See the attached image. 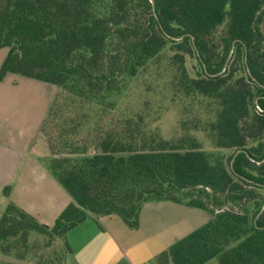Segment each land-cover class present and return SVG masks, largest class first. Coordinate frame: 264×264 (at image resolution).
Masks as SVG:
<instances>
[{"label":"trees","instance_id":"obj_1","mask_svg":"<svg viewBox=\"0 0 264 264\" xmlns=\"http://www.w3.org/2000/svg\"><path fill=\"white\" fill-rule=\"evenodd\" d=\"M263 23L264 0H0V82L13 73L60 88L40 132L53 109L75 104L70 94L97 109L124 77L152 70L173 97L205 100L210 140L230 151L208 152L191 135L166 140L141 113L81 138L48 135L47 167L70 201L52 225L8 201L0 252L35 232L47 246L62 241L64 264L67 233L87 217L115 214L136 228L145 202L172 200L213 216L156 264H264Z\"/></svg>","mask_w":264,"mask_h":264},{"label":"crops","instance_id":"obj_2","mask_svg":"<svg viewBox=\"0 0 264 264\" xmlns=\"http://www.w3.org/2000/svg\"><path fill=\"white\" fill-rule=\"evenodd\" d=\"M0 50L1 64L6 48ZM19 76L8 73L0 82V195L8 185L7 202L52 225L70 197L50 173L47 148L39 138L50 102L44 101L39 113L40 85ZM23 82L30 87L26 97L18 92ZM190 208L195 207L172 200L145 202L136 228L115 214L91 215L68 231L71 252L64 264H156L155 256L178 238L182 215Z\"/></svg>","mask_w":264,"mask_h":264},{"label":"rangeland","instance_id":"obj_3","mask_svg":"<svg viewBox=\"0 0 264 264\" xmlns=\"http://www.w3.org/2000/svg\"><path fill=\"white\" fill-rule=\"evenodd\" d=\"M149 71L124 77L118 89L109 94L102 103H99L97 109L93 106L92 110L87 111L86 105L81 107L78 104L80 98L72 94L70 96L75 100L73 106L68 108L62 105L61 109L55 113L53 109V117L48 118L43 131L39 134V138L47 148V161L53 156L48 147L49 137L53 141L58 131L68 132V137L81 138L85 137L87 127L89 128L94 124H116L119 119L134 116L137 113L144 115L146 128L156 130L166 140H177L180 137L191 135L200 141L204 150L212 153L220 151L225 155L228 154L230 151L217 150L213 146L209 131L204 126L206 121L211 120V115L205 111L208 108L205 106V100H191V98H183L179 95L173 97L165 74L155 77V75H152V70ZM32 81L38 83L34 85H40L37 90L39 113L42 112L46 100L50 102L48 106V109H50L52 102L58 97L60 88L48 82L34 79ZM29 90L30 87L23 82L18 92L26 97ZM35 91L34 87L33 97ZM65 95L67 94L65 93ZM58 102L61 106L62 100ZM33 103H35L34 99ZM86 115H89V117H86ZM77 122L82 125L75 130L76 134L69 132L68 130L71 131ZM6 202V199L0 195V210L4 209ZM181 203H184V201ZM190 209L191 213H183L182 215L183 226L177 239L202 226L213 216V213L209 210ZM46 242L47 238L45 236L31 232L26 247L17 245L10 253L0 252V264H60L63 251L62 241L55 239L49 246L46 245Z\"/></svg>","mask_w":264,"mask_h":264}]
</instances>
